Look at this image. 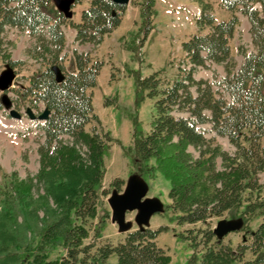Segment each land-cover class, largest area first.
<instances>
[{"label":"trees","instance_id":"obj_1","mask_svg":"<svg viewBox=\"0 0 264 264\" xmlns=\"http://www.w3.org/2000/svg\"><path fill=\"white\" fill-rule=\"evenodd\" d=\"M137 1L143 25L140 42L144 43L152 29L155 0ZM196 2L200 8L197 31L181 42L183 54L178 62H168L166 68L144 76L131 71L138 100L150 99L152 112L149 129L134 133L132 146L123 150L131 155L135 173L157 171L168 181L167 208L177 225L189 226L185 233H177L191 249L187 264H264V0ZM49 3L0 0V59L11 67L22 63L10 58L5 36L10 28L27 29L36 38L31 52L44 65L29 78L21 96L34 107L42 101L50 110L38 124L44 136L38 148L42 158L38 178L46 180V197L54 204L50 210L55 220L44 227L41 243L60 240L65 254L54 262L41 258L37 263L169 264L170 256L156 240L164 226L133 229L115 244L97 242L109 216L106 209L97 207V188L111 139L107 131L102 137L96 126L90 132H85V126L92 119L97 121L88 91L103 62L73 50L74 70L63 65L61 27L68 18L61 11L48 12ZM215 3L230 13L229 18H216ZM123 10L124 6L111 0H89L79 22L69 21L76 31L75 41L97 45L118 26ZM237 13L249 22L252 50L242 52L241 64L232 70L230 40L239 22ZM212 63L224 64L226 75L216 80L214 71L215 80L195 77L200 68L209 69ZM54 67L62 74L60 81ZM63 135L87 145L88 164L72 146L63 145ZM217 136L225 137L233 150H224ZM122 184L121 178L111 182L117 189ZM101 193L108 192L103 189ZM239 207H243L242 214L256 213L260 219L233 246L229 239L216 237L209 220Z\"/></svg>","mask_w":264,"mask_h":264},{"label":"rangeland","instance_id":"obj_2","mask_svg":"<svg viewBox=\"0 0 264 264\" xmlns=\"http://www.w3.org/2000/svg\"><path fill=\"white\" fill-rule=\"evenodd\" d=\"M61 1L67 3L66 9H61ZM137 2L130 1L126 5L118 26L104 35L97 45L74 41L75 31L69 25V21L79 22L80 12L89 5V0L75 5L71 4V0H50L46 10L53 15L62 10L69 18L67 24L63 25L65 46L60 53L66 56L63 65L67 69L74 70L72 50L86 52L93 59L103 62L96 75L95 85L88 91L92 113L97 116V121L92 119L85 126V132H90L91 127L96 126L97 133L102 137V132L107 131L111 139L103 156L104 173L97 188L98 194L100 192L97 207L106 209L110 215L105 218L101 238L96 241L117 243L123 238L125 230H121L111 219L108 199L114 194L124 193L129 184H136L147 203V216L138 221L139 209L129 210L125 215L126 230L164 226L156 240L170 256L169 264H187L191 249L187 241L181 240L177 233H185L184 230L189 226L177 225L174 215L167 208L168 181L157 171L149 173L143 170L134 174L136 171L131 163V155L126 154L123 147L132 146L134 133L139 135L149 129L152 112L150 99L138 100L139 94L136 95L135 79L131 71L148 75L166 68L168 62H178L183 54L181 42L197 31L195 15L199 8L195 0H156L153 29L146 41L141 43L143 25ZM213 11L218 19L229 17V13L220 9L216 3ZM5 38L9 41L7 49L10 58L21 60L22 63L11 68L0 59V84L3 79L15 80L11 93L3 91L0 86V102L3 97L11 100L12 106L7 108H15L23 114L21 118H14L8 114L9 110L5 106H0V264H20L22 261L25 264H38L41 258L45 262H54L64 256L65 248L60 240L45 245L41 243L44 227L55 220L50 210L54 204L46 197V180L38 178L42 168L38 148L44 139L43 131L37 128L36 118L24 114L25 109L30 108L36 117L44 105L39 102L38 108H32L28 100L18 96L29 85V78L44 66L43 60L31 52L36 38L27 29H8ZM230 47L234 61L232 70H236L243 60L242 52L252 50L249 24L243 15L239 14V23ZM225 75V65L215 63H212L211 68H200L195 73L196 78L208 80H220ZM62 140L63 145L75 149L83 163H89L88 147L83 141L71 140L66 135L62 136ZM216 142L224 150H233L225 137L217 136ZM189 150L196 154L192 147ZM115 178L123 179L120 189L111 186ZM103 189L108 193H101ZM242 210L243 207L235 208L209 220L213 230L219 232L228 225L238 224L237 229L223 235L233 246L241 242L246 230L255 228L260 219L256 213L244 215ZM92 222L96 226L97 218ZM89 240L87 238L85 241ZM110 258V262L114 263L115 256Z\"/></svg>","mask_w":264,"mask_h":264},{"label":"water","instance_id":"obj_3","mask_svg":"<svg viewBox=\"0 0 264 264\" xmlns=\"http://www.w3.org/2000/svg\"><path fill=\"white\" fill-rule=\"evenodd\" d=\"M114 3L119 5L127 4L128 0H112ZM62 7L66 8L67 3L62 2ZM6 82V83H5ZM9 82L6 79L1 81V88H5V85ZM2 102L8 105V100L3 97ZM28 114L33 117L29 110H27ZM49 114V110L46 108L42 114L38 116L40 119H46ZM12 116H19L16 112H11ZM142 192L141 189L136 184H129L127 189L123 194H114L109 199V205L112 208V219L118 222L120 229L124 230L127 227V224L124 222L125 213L127 210L139 209V213L137 215V220L140 221L147 216L146 209L147 203L145 201H141ZM238 228V224L235 223L234 226L228 225L224 230L219 232V230H213L214 234L221 238L223 235L227 234L229 231L235 230Z\"/></svg>","mask_w":264,"mask_h":264}]
</instances>
